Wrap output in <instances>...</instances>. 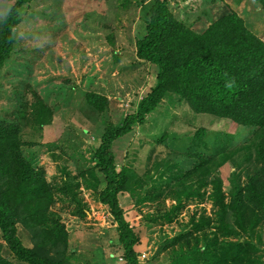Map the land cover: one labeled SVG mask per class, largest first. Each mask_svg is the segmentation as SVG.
Segmentation results:
<instances>
[{"label": "rangeland", "instance_id": "obj_1", "mask_svg": "<svg viewBox=\"0 0 264 264\" xmlns=\"http://www.w3.org/2000/svg\"><path fill=\"white\" fill-rule=\"evenodd\" d=\"M14 1L0 0V19ZM152 1L33 0L19 9L14 52L0 70V119L17 126L23 157L53 190L50 210L66 231L73 264H123L115 223L96 198L102 186L92 181L93 158L106 127L132 113L154 83L155 67L138 62L134 48ZM166 2L191 31L202 33L220 17L235 15L264 44V11L256 0ZM88 93L108 100L102 113L87 106ZM34 94L42 106L33 109ZM34 112L42 125L31 120ZM254 133L168 95L142 125L113 143L117 169L128 178L118 200L139 237L140 264H178L188 250L183 237L191 234L199 251L215 236L223 244L245 242L250 264H264V222L254 233L239 231L231 211L234 194L260 169ZM193 154L210 160L209 170L184 182L201 161ZM219 185L229 227L224 236L213 225L220 208L210 198ZM193 190L197 195H186Z\"/></svg>", "mask_w": 264, "mask_h": 264}, {"label": "trees", "instance_id": "obj_2", "mask_svg": "<svg viewBox=\"0 0 264 264\" xmlns=\"http://www.w3.org/2000/svg\"><path fill=\"white\" fill-rule=\"evenodd\" d=\"M32 1L15 0L0 19V70L14 52L13 29L20 23L19 9ZM256 1L264 11V0ZM141 21V33L134 44L135 57L138 62L155 67L154 83L137 101L132 113L125 115L118 124L106 127L94 153L92 170V181L96 186H102L97 201L109 209L115 223L123 264H140L135 251L139 237L126 222L118 200V195L126 191L128 178L125 169H117L112 146L142 125L168 95L185 101L196 113L254 129V137L258 136L256 152L260 169L234 194L231 211L239 231L254 233L264 222L263 42L244 26L242 18L235 15L220 17L202 33L191 31L171 11L166 0L152 1ZM35 102L33 109L42 106L37 97ZM85 103L97 113H102L108 106L104 96L94 93L85 95ZM32 115L31 120L42 125L37 120L39 115ZM202 135L203 130H200L196 137L200 139ZM24 145L17 126L0 119V264H73L67 254L66 231L50 210L54 203L53 190L42 172L23 157ZM189 157L201 158V161L183 175L181 180L184 182L209 170L210 160L194 154ZM150 195L157 197L153 190ZM186 195L190 197L197 193L193 190ZM210 198L220 208L214 224L212 221L210 225H215L223 235L229 227L220 185L213 188ZM169 218V214H165L163 220L168 222ZM18 226L25 231L29 239L27 244L23 243ZM190 236L183 237L188 250L182 259L178 255V264L251 263V254L246 249L251 247L243 245L245 242L223 244L215 236L199 251L191 244Z\"/></svg>", "mask_w": 264, "mask_h": 264}]
</instances>
